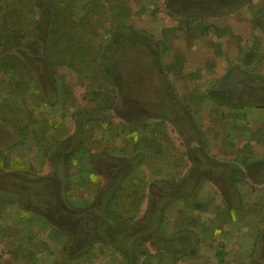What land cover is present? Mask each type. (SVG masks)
Segmentation results:
<instances>
[{"label":"rangeland","instance_id":"rangeland-1","mask_svg":"<svg viewBox=\"0 0 264 264\" xmlns=\"http://www.w3.org/2000/svg\"><path fill=\"white\" fill-rule=\"evenodd\" d=\"M172 1L179 8H191L190 14H175L181 20L215 14L217 4L222 2ZM54 4L59 14L60 41L49 48L43 40L42 55L38 54L45 67L55 68L53 77L41 79L50 88L41 89L42 93L30 92L29 87L24 92L17 86L7 91L4 85L8 82H23L26 78L0 68V90H5L0 92V264H201L198 233L186 230L197 225L199 219L174 204L179 195H190L196 190V181L203 174V156L199 150L187 148L198 142L193 129L196 123L161 64L159 38H164L162 32L168 26L181 24L176 23L165 0H54ZM51 11L52 8L49 14ZM121 24L134 28L140 37L146 31L153 39L143 41L135 31L124 33L131 35L129 46L133 48L122 63L117 62L120 53L105 57L103 63L112 72L119 68L114 79L116 86H112L93 58ZM44 26L45 37L49 25ZM29 50L25 52L30 54ZM152 51L158 57L156 62L149 57ZM10 92L17 94L16 101L8 100L6 106L3 100ZM110 95L121 96L124 107L130 100L132 109H117L119 116L112 110L99 117L103 125L91 127V122L87 123L91 114L83 109H95V98L105 100ZM81 130H87L90 150L99 152L106 146L121 145L131 156L142 152L143 164H149L145 175L137 172L129 179L133 187L121 188L112 200V204L116 203L113 215L107 205L108 192L94 195L79 177L73 182L67 202L44 188V178L53 172L45 150L55 142L61 143L62 148L70 147ZM152 135L160 143L165 142L163 153L153 158L148 151ZM80 155L71 158L72 174L83 171ZM20 169L42 183L35 184L30 181L32 178L24 182L15 174ZM143 177L148 186L156 182L152 207L149 187L135 182ZM108 178L93 174L87 179L90 186L104 188L109 184ZM22 183L25 191L19 187ZM63 184L60 182L61 187ZM168 184L171 189L165 192L164 185Z\"/></svg>","mask_w":264,"mask_h":264},{"label":"crops","instance_id":"crops-1","mask_svg":"<svg viewBox=\"0 0 264 264\" xmlns=\"http://www.w3.org/2000/svg\"><path fill=\"white\" fill-rule=\"evenodd\" d=\"M218 1L215 14L174 15L181 25L159 38L196 123L187 148L203 156L196 190L174 206L199 219L186 230L201 264H264V0Z\"/></svg>","mask_w":264,"mask_h":264},{"label":"trees","instance_id":"trees-1","mask_svg":"<svg viewBox=\"0 0 264 264\" xmlns=\"http://www.w3.org/2000/svg\"><path fill=\"white\" fill-rule=\"evenodd\" d=\"M166 4L167 9L171 13V15H173V13L174 15L190 14V7L179 8V5L174 4L172 0H166ZM200 4L201 3H199V5ZM55 5L56 4H54V0H0V68L7 71L11 70L13 71V73L17 72L19 75L22 74L24 75L23 77L26 78V80H24L23 82L11 80L6 85H4L5 90L9 91L15 89L17 86L19 88H22L24 92H26L27 87H29L30 92H33L34 90L42 93L43 91H41V89L48 90L50 88L48 83L44 82L43 85L42 82L45 81L47 76L53 77V75H55V68L45 67L42 64V58L39 57L38 54L42 55V48L44 47L43 40L47 41L49 48L58 45L60 41V38L58 36L59 32L61 31L58 22L59 14L56 8H54ZM51 8L52 11L49 14ZM48 14L49 16L51 15V17L47 19ZM114 14L118 15L119 12L115 11ZM116 20H118V17L116 18ZM46 23L49 25V30L47 32V35L44 37L43 28L45 27L44 25ZM126 26L127 25L121 24L120 26L116 27L110 33L111 36L106 42V46H100L93 58L94 62L98 65V68L101 70L104 77L108 79L109 85L112 86H116L114 79L116 77V72L119 71V68H116L114 72H112L110 68L106 67L103 63L105 61V57L107 58L109 55L115 56V53H120V56L117 57L119 58L117 62L122 63V59H125L129 50L133 48L132 46H129L130 40H132V38H129L131 35L124 33L131 31H135V33L137 32L134 28H128ZM120 33H122V35L118 36ZM141 33V37L139 33H137V36H139L143 41L152 38L146 31H142ZM127 46L128 48L126 49ZM29 48L32 50L31 53L33 54V57L31 53L29 54L25 52L29 50ZM105 53H107L106 56L104 55ZM150 55L151 56L147 55V57L149 56L151 59L154 57L156 62V60L158 59L156 53L152 51V54ZM117 58H115V60ZM37 64H40L42 66H39ZM38 76H40V79L38 78ZM52 84H54V81L52 82ZM4 89H1L0 92H4ZM10 94L11 95L4 98L3 100L5 105L8 100H10L11 103L16 101L15 97H17V94H12L11 92ZM22 95L20 96L18 104H20L21 102V99L23 97ZM95 99L98 101L97 103H95V107H93L95 109H83L85 113L91 114L87 122H91V127H95V125L92 124L100 123V125H103V120H100L99 117L109 114L110 112H112V110L117 113V116L121 115L117 111V109L124 107L122 105L124 104V102L122 101L121 96H119V98H112V96L110 95L105 100L99 99V97ZM100 100L105 101V103ZM126 104L129 108L132 109L133 106L130 100H126ZM6 106H8V104ZM2 119L3 121L10 123L9 120L4 118ZM85 122L83 121L81 123L82 127H84ZM122 126L124 129H126L124 125ZM128 126L129 125H127V128H130ZM86 132L87 130L85 132L81 130L76 142L72 143L68 148H62L60 147L61 143L55 142L54 145L45 150V155L50 160V163L53 167V172L44 178V180L46 181L44 188L46 189L47 187L48 191L52 192V194L54 195L56 194V196L61 195L64 201L67 202V198H71V195L69 193L72 194L71 187L73 185V182L76 178L79 177L80 181L85 182V187H90L89 189L94 195H102L103 192H105L106 194H104L107 195L108 192L109 201L107 205L111 215H113L112 209L114 204L116 203L112 204V200L116 199V197L120 193L121 188L122 190H125L127 188L133 187L134 184L130 182L129 179L133 178L132 176L137 172L145 175L149 169V164H147V166L143 164L145 157L142 152L136 154L135 156H131L127 153V149L122 147L121 145L119 147H112V145L106 146L99 152L90 150L91 141ZM102 135L106 136V132L105 135L102 132ZM22 141L23 140H21V142ZM69 141L71 140L69 139ZM123 141H126V137H124ZM148 142V151L151 154L152 158L157 154L163 153L162 149L165 146V142L160 143L156 136L153 135L150 137V139H148ZM75 154H81L80 163L82 165L80 164V168H82L83 171L72 174L71 158ZM15 174L24 182H26V180H28L29 178H32V180H30L31 182H34L35 184L42 183L37 181L39 180V178H35V176L25 170H17V173ZM93 174H97L101 177H109L108 186L104 188H99L95 184H92L90 186V181H88L87 178L88 176ZM83 175L85 176L82 177ZM146 180L147 178L143 177L142 180H135V182L136 184L140 183V185H145V187L147 188L149 187V207H152V200L155 197L154 195L157 189L156 182H150L148 186ZM60 182L64 183L62 187L60 186ZM197 185L198 184H196L195 187H197ZM19 187L21 191L26 190L24 183H22ZM113 189L114 191L111 194L110 192ZM170 189L171 187L169 186V184L168 186L164 185L165 192H168L167 190ZM130 191L134 192L135 190L130 189ZM188 196L189 194L185 195V193L181 196L179 195V197L175 199V202L181 200L183 201ZM4 200L9 201V199ZM173 201L174 198L169 200V205H171ZM67 249L68 247L66 246L65 250L67 251Z\"/></svg>","mask_w":264,"mask_h":264}]
</instances>
